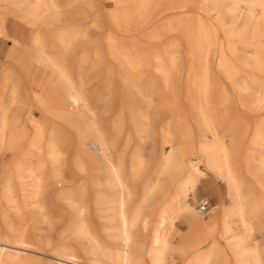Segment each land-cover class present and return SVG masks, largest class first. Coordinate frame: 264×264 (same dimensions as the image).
<instances>
[{"label": "bare ground", "instance_id": "obj_1", "mask_svg": "<svg viewBox=\"0 0 264 264\" xmlns=\"http://www.w3.org/2000/svg\"><path fill=\"white\" fill-rule=\"evenodd\" d=\"M94 1L0 0V44L4 43L6 38H10V44L19 46L27 55V59H22L25 66L21 69H24L23 72L14 73L12 79H8V75L12 73L13 68L6 65L0 67V155L10 153L13 157V162L9 165L5 175L8 184L3 185V190L15 194L2 195L0 198V203L10 208L8 211H1L3 229L0 233V264H26L23 256L43 254L38 249L40 247L28 242L26 238H31L33 235L30 230L35 223L39 220H47V216L42 213L41 197L51 183H61L60 186L63 183L64 187L60 192L64 196L82 194L85 190L103 191L99 202L110 205L113 218L118 222L116 228L118 234L114 237L121 242L117 253L113 255L116 256L117 264H128L126 256H129L127 252L129 243L133 238L135 240L138 237L133 228L137 225L144 228L147 225L148 216L144 213L147 203L164 187L169 189L168 200L165 205L159 207L158 214L156 211V218L152 220L154 227L152 243L161 244L160 247H155L150 251L153 264H166L165 253L172 248L170 230L178 215L183 216L187 221L189 229L205 234H211L217 225L221 224L223 231L220 234L230 241L229 245L234 256L249 257L252 264H264V245L259 247L257 243H249L251 228L248 224L250 214L254 213L260 223V228H258L264 239V116L258 118V124L252 129L249 138L250 147L246 149L243 166L242 163L240 164L242 160H236L237 155L235 157L234 149L232 151L231 147L226 144L223 135L227 129H230L236 136L243 125L246 128L249 127L248 122L239 119L241 111L264 112V77H258L264 76V43L257 48L256 52L243 55L244 64L239 66L238 63L237 65L229 60L230 58L228 59L227 53L234 54L240 50L232 47L231 44L224 47L216 40V36L220 34V28L217 24L211 25L204 21L201 13L190 11L192 0H110L117 4L119 9L112 11L108 27L118 32H137L148 22L155 11L157 14L154 17L158 19L161 15L169 16L163 19L157 30L150 33L149 39H157L168 33L183 30L187 61L184 63L181 57V49H179L181 44L177 39L171 40L164 48L162 47L161 54L155 59L148 60L146 56L131 55L132 41V43L129 41V44L120 43L109 33L103 42V48L97 47L91 53L90 59L95 64L102 60V53H106L109 60L116 62L120 67L121 71L118 74H115L112 65L108 64L106 70L107 78H116L121 81L128 94L126 102L121 106L114 120V127L117 130L123 127L125 115L131 122L134 138L142 136L143 131L152 123L146 107L150 105V97L145 96L140 99L142 103L140 106L132 102L130 95L137 86H143L150 92L156 90L161 93L168 108H172L182 94L188 102L196 103L204 137L199 145L197 158L209 172L225 183L230 199L228 205L213 206L207 216L195 210L193 204L189 202L190 195L194 193L200 178V175L192 170H199V167L192 157H188L186 150H189V146L188 149H176L174 145L173 131L179 128L188 131L184 121L167 122L163 132L164 144H168L170 150L163 157H159L158 169H153L158 178L151 183L144 182L141 194L133 200L130 198L131 185L132 182L141 178L144 160L139 155L134 157L135 161L131 160L129 163L123 158H117V137L106 134L96 121L93 120L88 124L86 137H90L92 143L97 145L98 154L87 148L85 136L78 139L73 160L69 165L67 164L70 180L66 181L63 176L66 161L62 148L69 138L62 128L57 125L48 127L30 118L33 130L29 133L12 113L11 107L17 100V84L25 73H30V67L34 62L42 68L49 69L55 80L51 89H48L50 91L47 92L46 97H43L44 99L40 97V94L33 92V97L38 104L44 109L50 108V113L66 124L81 120L86 112L94 115L87 101L82 79L76 81L66 66V54L73 46L76 38L75 28L78 24H67L63 19L68 6L79 3L88 6ZM195 1L197 4H210L215 8L229 1L232 4L230 12L238 5H245L248 9L247 19H255L256 14L259 13L255 23L252 22L254 25L250 27L253 32L264 37V0ZM8 16H13L30 26L31 31H29L27 40H24L25 36L19 39L8 35L5 27ZM183 16L189 18L180 19ZM229 23H231L230 20ZM249 25L245 22L239 27L240 31L245 30ZM235 35L239 37L240 33L233 34L232 32L227 37L232 38ZM242 45L244 48L249 47L253 45V42L241 40ZM215 52L220 56L216 57L214 65L213 54ZM83 61L86 60L79 59V62ZM166 92L173 95L164 97ZM244 99L248 103L244 102ZM233 103L239 105L242 108L241 111L235 109ZM134 110L140 114L136 128L132 121ZM15 128L18 129L14 130ZM133 136L129 133L123 145L128 146ZM183 139L188 143L191 141L189 135L188 137L183 136ZM249 162L253 166L252 173L248 168ZM252 174L258 179L253 181L248 179L249 175L253 176ZM79 178H83V182L76 185ZM9 183L13 186H9ZM28 185H33L34 188L31 191L30 201L26 203V199L22 200V197L20 199L17 192L20 196L23 195ZM111 192L118 193L116 195L119 197L112 200L108 197ZM130 203L133 204L131 213L128 209ZM95 213L97 214L98 211ZM233 218H238L244 224L245 230L241 234L234 232ZM162 228L165 229L161 231ZM211 251L212 248L206 249L199 256H207V253ZM49 256L55 260L56 264L77 263V259L71 256H62L57 253H51ZM91 264L99 263L92 262ZM197 264H206V260Z\"/></svg>", "mask_w": 264, "mask_h": 264}, {"label": "rangeland", "instance_id": "obj_2", "mask_svg": "<svg viewBox=\"0 0 264 264\" xmlns=\"http://www.w3.org/2000/svg\"><path fill=\"white\" fill-rule=\"evenodd\" d=\"M113 4L114 2H111L110 0H95L88 6L81 3L73 4L68 6L66 8L67 10L65 9L66 13L63 17L67 24H78V27L75 28L76 38L73 42V46L66 54V66L76 81L80 78L82 79L86 91V98L94 115L86 112L85 116L81 120L74 121L72 124H66L55 118L50 113V108L44 109L42 105L38 104L33 97V92L40 94V97L44 99L48 94L47 92L50 91L48 89H51L55 80L53 73L49 69L42 68L34 62L30 67V73H25L22 76L21 81L17 84V100L11 107L12 113L16 115L19 119V123L24 125L29 133L33 130L29 121L30 118L34 119L38 123H44L48 127L51 125H57L62 128L69 138L67 143H65L62 148L65 153L66 161L63 169V176L66 181L70 180L67 164L69 165L73 160V154L76 151L77 141L81 137L87 136L86 129L88 124L93 120L96 121L97 125L106 134L111 137H117V158H123L127 163H129L131 160H134V157L139 155L144 160V168L141 178L136 180V182H132L131 185L132 194L130 195V198L133 200H136L141 194L144 182L151 183L156 181L158 178L157 174L153 172V169H158V165L160 163L159 157H163V155L170 150V146L168 144H164L165 137L163 132L167 122L172 120L184 121L188 131H184L182 128H179L177 131H173V138L175 139L174 145L175 148L177 147L176 149H188L189 146V150H186L188 151V157H192V160L195 161L196 165L199 167V170H192L193 172L199 174L200 178L194 193L190 195L189 202L193 204L195 210H198V203L200 200H209L211 208L206 213L205 216H207V214L212 211L213 206L217 205L218 207H221L228 205L230 203V199L227 195L225 183L209 172L204 164L199 162L197 158L199 145L204 137L200 126V118L196 103L188 102L185 99L184 94H182L181 98L176 100L174 106L172 108H168L164 103V99H162L163 95L161 93L156 90L150 92V90L143 86H137L132 90L130 95L133 99L132 102L135 105L140 106L142 105L140 99H143L145 96L150 97V105L146 107L150 113L152 123L143 131L141 134L142 136H139L140 138H134L131 122H129V117L127 115L123 118L124 125L120 130H117V128L114 127L116 114L120 110L121 106L126 102V96L128 94L121 81L116 78H107L106 70L109 65H112L115 69V74H118L121 71L120 67L116 62H111L106 53H102V60H99L97 64L92 62L90 59L92 56L91 53L94 49L97 47L103 48V42L105 41V38L108 37L107 34L109 33L110 35L112 34V37L114 36L113 38L120 43L129 44L132 41L133 46L131 55H137L138 57L146 56L148 60L155 59V57L161 54L160 51L171 40L177 39L181 44L179 45V49H181V57L184 60V63H186L187 50L183 40V30L171 32L168 33L169 35L166 34L163 37L150 40V33L160 27L163 19L169 17L161 15L158 19L157 17H154L157 14V11H155L152 17L149 18L148 22L141 27L142 29L140 28L141 30L139 29L134 33L118 32L117 30L108 27L109 16L111 13L119 9L117 4ZM204 5L197 4L195 0H192V4L189 8L190 11H196V13L199 14L201 13L204 21L208 24H217V27L220 28V34L216 36V40L222 43L224 47L231 44L232 47L234 46L235 48H238L240 51L236 52L237 55L236 53H227L228 59L230 58L229 60L235 64L238 63L239 66H243V55L256 52L257 48L264 43V37H262L259 33L257 34L256 32H253L251 28L258 18L259 13L258 15L256 14V18H253V20L247 19L248 9L242 4L234 7V9H231V12L229 9L232 4L229 1L224 2V4L222 3L220 6H217V8L210 4ZM221 16L223 20L221 19ZM188 18L189 17L183 16L180 19L186 20ZM228 19L231 23H229ZM245 22L250 24L247 27L248 29L246 28L245 30L240 31L239 27L243 26ZM22 23L23 22H20L19 19L13 16H8L5 22V27L6 29L17 28L18 32H21L23 36H25L26 39L24 40H27V36L29 35L31 28L25 23ZM232 32L233 34L237 32L240 33V38L236 35L232 38L227 37ZM9 40L11 41L10 38H6L4 40L1 49L10 47ZM241 40L252 41L253 45L244 48L243 45L241 46ZM14 53V55L11 54V56L13 55V60L10 64L13 71L8 75V79H12L15 75L14 73L20 71L23 72L24 69L21 70L22 67H25L23 62L27 59V55L24 54V60L21 61V48H18ZM6 55L7 54L0 51V67L6 65L9 61L6 58ZM219 56L220 54L217 52L213 54L214 65ZM79 59L86 61L79 62ZM2 75L3 77H6L5 74ZM258 77L262 78L264 76L261 75ZM181 86L183 88V84ZM172 95L173 94L166 92L164 97H171ZM244 102L248 103L245 99ZM233 105H235V109L241 111L242 108H240L239 105L236 103H233ZM137 112V110H134L132 114V121L134 126L136 125L138 127L140 114L139 112L137 114ZM241 112L242 113H239V119L243 120V122H248L249 127L246 128V126L244 127L243 125V130L241 129L236 136L230 129H227L223 135L226 144L231 147L232 151L234 149L233 152H235V157L237 155L236 160H242L240 161V164L242 163L241 165L243 166V162H245L246 157V149L250 147L249 138L251 136L252 129L258 124V118L260 116H264V112ZM17 129L18 128H15L14 130ZM129 133H131L133 138L131 137L128 146H124V139ZM188 135L191 140L189 141L190 144L183 139V136L188 137ZM86 142L87 148L95 154H98V147L92 143V139L90 137H86ZM255 156L256 153L254 158ZM31 160L33 162V159ZM12 162V154L6 153L4 155H0V198L2 195H15L13 192L8 193L3 190V185L8 184L6 183L5 175ZM250 163L251 162L248 163V168L252 173L253 166H251ZM248 179L253 181L258 178L255 175H249ZM82 182L83 178H79L76 185ZM9 184V186H13L12 183ZM60 184L61 183H51L42 194V213L47 216V220H39L35 223L32 230H30L31 233L33 232V235L31 238L27 237L26 240L40 247L38 249L43 254L36 253L34 256H23L26 264H56L55 260L49 256L51 253L74 257L77 259L76 264H91L92 262L99 264H117L115 259L116 256L113 255L117 253L118 245L121 242L114 237L118 234L116 230L118 222L113 218L110 205L99 202L103 191L85 190L82 194L78 193L64 196L60 192L64 185L62 183V186H60ZM27 187L28 188L24 191L23 195L20 196V193L17 192L20 199L21 197L22 200L26 199V203L30 201L31 191H33L34 188L33 185H28ZM116 194L118 195V193L111 192L108 197L112 200L117 199L119 196ZM114 196H116V198ZM168 197L169 189L168 187H164L161 192L156 194L152 200L147 203L144 210V213L148 216L146 222L147 225H145L144 228H141L139 225L133 228L134 233L137 232L135 235L138 237H136L135 240L133 238L129 243L130 246H128L127 250L129 256H126L128 264H153V256H150V251L154 250L155 247H160L161 244L159 243L154 245L152 243V229H154L152 220L156 218L160 209L159 207L166 204ZM132 205L133 204L131 203L128 205L130 213L131 210H133ZM9 209L10 208L6 204L0 203V233L3 229L1 211H8ZM95 211H98V215ZM172 215H175L174 211ZM248 224L251 228V238L249 243H257L259 247H262L264 245V239L261 236L262 233L259 229L260 223L254 213L250 214ZM108 228L112 230L110 231ZM232 228L236 234H241L245 230L244 224L238 220V218H233ZM164 229L165 228H162L161 231ZM222 231L223 227L221 224H218L215 231H212L211 234H205L204 232L198 230H191L189 229L188 223L183 216L178 215L173 222L172 229L170 230L172 248L167 250L165 253L166 264H197L203 260H206V264H252L249 257L234 256L229 245L230 241L226 240L220 234ZM209 248H212V251L208 252L207 256H199L204 250Z\"/></svg>", "mask_w": 264, "mask_h": 264}, {"label": "crops", "instance_id": "obj_3", "mask_svg": "<svg viewBox=\"0 0 264 264\" xmlns=\"http://www.w3.org/2000/svg\"><path fill=\"white\" fill-rule=\"evenodd\" d=\"M6 30H7V33H8L9 36L11 35L12 37L19 38V39H23V37H24L21 32H18L17 28H15V29H12L11 28V29H6ZM2 46H3V42L0 44V51L3 52L4 54H7L6 55V58L9 61H8V63L6 65L8 67H11L12 68V66H10V64L12 63V60H13V57L12 56L15 54L14 52L17 51V49L20 48V47L19 46H13L12 44H10V47L9 48H6V49L3 48V49H1ZM11 54H13V55L11 56ZM20 58H21V61L24 58V51L23 50H22V55H21Z\"/></svg>", "mask_w": 264, "mask_h": 264}, {"label": "built area", "instance_id": "obj_4", "mask_svg": "<svg viewBox=\"0 0 264 264\" xmlns=\"http://www.w3.org/2000/svg\"><path fill=\"white\" fill-rule=\"evenodd\" d=\"M211 208V204L209 200L207 199H202L198 203V211L201 214H206Z\"/></svg>", "mask_w": 264, "mask_h": 264}]
</instances>
